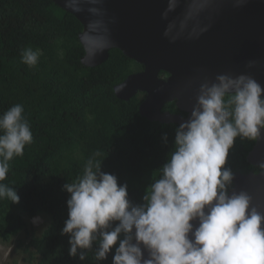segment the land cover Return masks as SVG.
<instances>
[{
	"label": "trees",
	"instance_id": "trees-1",
	"mask_svg": "<svg viewBox=\"0 0 264 264\" xmlns=\"http://www.w3.org/2000/svg\"><path fill=\"white\" fill-rule=\"evenodd\" d=\"M82 30L76 16L53 0H0V115L23 105L33 135L23 156L9 162L3 183L14 187L20 201L0 200V238L17 236V257L29 264H112L115 246L101 262L94 249L84 261L69 256V236L61 230L70 194L63 185L82 175L86 160L99 150L101 170L126 183L129 199L141 204L174 148L179 124L143 117L144 92L128 100L115 93L143 66L117 48L103 64L84 65ZM26 48L41 53L34 67L22 63ZM165 107L179 112L175 103ZM254 143L237 138L228 159L233 172L262 171L247 160ZM34 217L47 219L46 225L32 223Z\"/></svg>",
	"mask_w": 264,
	"mask_h": 264
},
{
	"label": "clouds",
	"instance_id": "clouds-1",
	"mask_svg": "<svg viewBox=\"0 0 264 264\" xmlns=\"http://www.w3.org/2000/svg\"><path fill=\"white\" fill-rule=\"evenodd\" d=\"M40 55L23 49L22 63L34 67ZM23 113V105L15 104L0 115V200L14 204L20 197L3 181L9 162L33 142ZM262 132L264 87L251 75L221 74L199 86L191 115L175 128L174 148L143 203L134 204L128 185L101 170L104 159L95 151L83 174L63 185L70 194L61 230L69 236V256L84 261L94 249L101 262L115 246L112 264H264V213L245 191L234 189L228 166L237 138L257 141ZM163 140L167 144V134Z\"/></svg>",
	"mask_w": 264,
	"mask_h": 264
},
{
	"label": "water",
	"instance_id": "water-1",
	"mask_svg": "<svg viewBox=\"0 0 264 264\" xmlns=\"http://www.w3.org/2000/svg\"><path fill=\"white\" fill-rule=\"evenodd\" d=\"M53 1L83 25L84 65L103 64L117 48L143 66L114 89L125 100L144 92L139 110L150 121L188 119L199 86L217 75H251L264 87V0ZM169 103L187 115L163 111ZM247 160L262 171L233 172L234 189L264 213V132Z\"/></svg>",
	"mask_w": 264,
	"mask_h": 264
},
{
	"label": "rangeland",
	"instance_id": "rangeland-1",
	"mask_svg": "<svg viewBox=\"0 0 264 264\" xmlns=\"http://www.w3.org/2000/svg\"><path fill=\"white\" fill-rule=\"evenodd\" d=\"M40 218L42 222L37 225H41V224L42 226L46 225L47 219L45 220V218L43 217H40ZM16 244H17V236H14L8 242L3 241L0 238V264H29L21 260L22 256H19V258L17 257V253H16L17 245Z\"/></svg>",
	"mask_w": 264,
	"mask_h": 264
},
{
	"label": "flooded vegetation",
	"instance_id": "flooded-vegetation-1",
	"mask_svg": "<svg viewBox=\"0 0 264 264\" xmlns=\"http://www.w3.org/2000/svg\"><path fill=\"white\" fill-rule=\"evenodd\" d=\"M163 77L164 78H167V74H163ZM146 96V95H145ZM144 100V99H143ZM167 110H170V109H168V108H166V107H164L163 108V111H167ZM171 112H173V113H182L184 116H186L187 114L186 113H184V112H181L180 110H179V112H177V111H172V110H170ZM253 166V165H252ZM258 167H260V166H258Z\"/></svg>",
	"mask_w": 264,
	"mask_h": 264
},
{
	"label": "bare ground",
	"instance_id": "bare-ground-1",
	"mask_svg": "<svg viewBox=\"0 0 264 264\" xmlns=\"http://www.w3.org/2000/svg\"><path fill=\"white\" fill-rule=\"evenodd\" d=\"M164 73H162V76H163ZM167 74V73H166ZM168 75V74H167Z\"/></svg>",
	"mask_w": 264,
	"mask_h": 264
}]
</instances>
